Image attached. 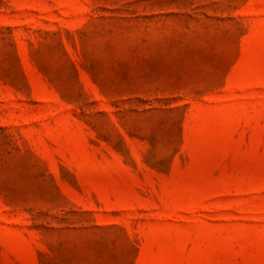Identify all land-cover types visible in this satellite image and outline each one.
Wrapping results in <instances>:
<instances>
[{
    "label": "rangeland",
    "instance_id": "374dc122",
    "mask_svg": "<svg viewBox=\"0 0 264 264\" xmlns=\"http://www.w3.org/2000/svg\"><path fill=\"white\" fill-rule=\"evenodd\" d=\"M0 264H264V0H0Z\"/></svg>",
    "mask_w": 264,
    "mask_h": 264
}]
</instances>
